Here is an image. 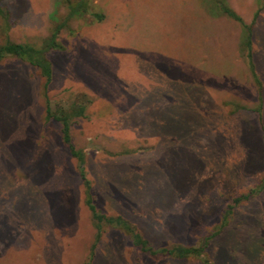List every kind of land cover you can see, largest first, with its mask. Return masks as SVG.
Masks as SVG:
<instances>
[{
  "label": "rangeland",
  "instance_id": "374dc122",
  "mask_svg": "<svg viewBox=\"0 0 264 264\" xmlns=\"http://www.w3.org/2000/svg\"><path fill=\"white\" fill-rule=\"evenodd\" d=\"M61 0H0L6 37L42 47ZM226 1L252 26L224 15ZM49 54L94 202L131 221L97 241L78 162L44 78L0 60V264H264V0H90ZM93 12L104 14L98 21ZM249 195V196H248ZM239 199V202L236 200ZM232 206V208H231ZM206 243V244H205ZM206 246L202 258L163 248Z\"/></svg>",
  "mask_w": 264,
  "mask_h": 264
},
{
  "label": "trees",
  "instance_id": "16d2710c",
  "mask_svg": "<svg viewBox=\"0 0 264 264\" xmlns=\"http://www.w3.org/2000/svg\"><path fill=\"white\" fill-rule=\"evenodd\" d=\"M59 4L68 8L67 16L64 19H60L56 22L51 34L44 40L42 47H37L30 43L14 42L9 37H6L5 42L0 45V60L6 55L15 56L38 68L40 75L44 78L47 114L50 118H53L61 123L63 141L69 147L72 156L77 159L78 170L85 186L87 204L92 212L95 228L97 230V241L101 239L105 227L119 228L120 230H123L125 233H127L133 239L134 243L143 251L155 254L157 251H154L148 245V241L142 236L137 227L131 221L121 215H107L102 213L98 210L94 202L92 184L86 169V154L83 150L78 149L74 145L71 135V127L73 122L77 118L85 116V105L78 107L77 102L73 101L69 110L61 107L54 112L51 108V101L46 93L53 78V65L49 54L53 51L65 49L59 38L61 31L68 27L69 21L71 19L84 17L87 15V13H90L89 9H91L90 0H61ZM221 7L224 15L238 21L243 26V30L245 32L244 46L249 50L248 55L251 57L252 26L247 24L242 16L238 14L232 7H230L226 1L222 3ZM0 14L3 18L8 19L9 17V13L5 11L1 5ZM92 15L98 21H102L104 19V14L102 13L93 12ZM261 188H264V181L261 185ZM236 202H239V199H237ZM205 248V245L193 247L175 244L170 248L166 247L162 250L177 258H186L189 256H197L202 258ZM204 261L206 264H213L207 258H205Z\"/></svg>",
  "mask_w": 264,
  "mask_h": 264
}]
</instances>
